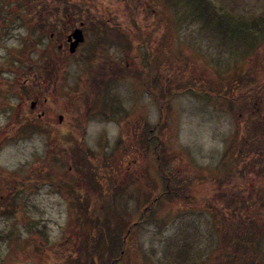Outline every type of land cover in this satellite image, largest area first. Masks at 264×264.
Instances as JSON below:
<instances>
[{
    "label": "rangeland",
    "instance_id": "obj_1",
    "mask_svg": "<svg viewBox=\"0 0 264 264\" xmlns=\"http://www.w3.org/2000/svg\"><path fill=\"white\" fill-rule=\"evenodd\" d=\"M136 1L141 9L135 10L137 16L122 0L70 1L78 4V12L82 11L89 22L91 14L99 22L98 28L89 23L80 54L70 61L89 63L97 59V54L102 55L97 52V43H104L102 29L107 26L101 18L108 13L119 14L120 26L116 28L136 31L135 53L139 56V69L130 77H120L119 120H107L101 104L104 100L98 96L89 105L86 143L95 153L94 164L102 163L110 169V187L116 192L112 201L111 197L104 200V208L92 198L94 206L85 209L81 204L84 200H71L51 184L40 186L33 194L16 191L21 187L19 181L32 171L42 172L49 167L59 177L68 176L72 156H55L57 133L52 127L47 133L33 132L22 138L14 127L19 122L14 109L19 102L9 81L20 61L26 62V67L41 60L49 32L38 42L42 22L27 16L23 24L10 15L34 13L16 9L18 2L26 0H0L7 13L0 22V207L7 208L0 213V264H100L99 254L120 252L114 248L118 245L115 242L123 238L133 221L138 224L122 245L125 256L116 264H223L217 257L233 256V263L225 264H244L242 259L251 257L256 264H264V206L260 204L264 178L257 175L255 166L246 169L244 175L242 164L243 173L230 176L227 183H217L230 174L225 164L221 165L224 152L228 150L233 159L236 146L247 145L244 124L249 125L250 120L244 116V72L253 78L264 77V37L257 41L253 52L244 54L249 43L244 45L243 40L236 39L234 44L228 38L222 42L212 24L202 30L201 21L191 18L182 0L175 5L170 0ZM212 1L233 18L264 20V0ZM142 40L146 45L141 44ZM117 50L108 45L105 55L114 59ZM144 54L151 61L149 75L143 72ZM76 67L72 66L74 74L68 72L66 81L56 78L39 83L40 92L50 97L61 113L64 96L77 92L80 86L76 78L84 76L78 69L81 67ZM144 81L149 83L147 87ZM257 93L261 99L253 94L249 103L264 116V88ZM139 123L151 128L149 144L145 128L135 136L134 126ZM102 141L104 145L99 144ZM97 152L100 157L95 160ZM117 161L121 162L120 168L113 172ZM166 177L169 185H186L190 196L169 191L164 194ZM104 184L106 187L105 180ZM234 194L252 200L256 195V202L245 206L252 217L258 218L261 229L255 253H233L221 244L225 229L231 233L236 229L231 212L235 207L226 202V197ZM89 201L86 204H91ZM14 205L17 210L22 206L23 215L10 213ZM146 206H151L146 213L148 219L141 221L140 212ZM236 209L242 211L244 206ZM105 236H113L114 240H104ZM227 250L229 254L223 256Z\"/></svg>",
    "mask_w": 264,
    "mask_h": 264
},
{
    "label": "flooded vegetation",
    "instance_id": "obj_2",
    "mask_svg": "<svg viewBox=\"0 0 264 264\" xmlns=\"http://www.w3.org/2000/svg\"><path fill=\"white\" fill-rule=\"evenodd\" d=\"M28 1L32 2L33 5L30 6L29 3V5H26L24 2H18L16 9L23 8L24 10L25 8V11L34 10V13H31V15L10 13V15L18 17V19L21 21L29 16L33 19H36L35 21H38L39 23L41 19L49 18V20L52 21L50 26H52L53 30L49 31L48 45H45V47L41 49L42 51L47 52V59L32 61L26 67H24V63H26L24 62L19 68V76L13 77V82L9 81L8 86L16 89V93H13V95L17 97L19 102L17 105L15 104L14 108L16 110L15 114H17L16 118L18 117L19 122L14 123V127L19 131H34L39 133H47L48 127H52L51 129L57 133L55 142L56 149L54 148L56 150L54 151L55 156H57L58 153H64L68 155L67 149L70 147L67 146L72 145H75L74 148H78L75 151L76 153H84L86 156L81 157V162H83V165L85 162L88 163L86 166H84V168H87L91 171L89 176L82 177L81 174L77 172L74 173L72 171V165L69 164L67 168L69 170L68 176L62 178L52 172V180L48 184H51L55 189L59 190L61 193H65V195L70 198L73 190L68 188L69 185L66 184H68V179L77 178L78 180L76 181L77 183L75 185L76 191L73 193L80 194L82 197L91 198L89 201L91 204L89 203L88 209H92L94 206L92 205V198H94L93 201L97 202L99 206L102 205L101 207L104 208V200L106 201L108 197H111L110 201H112L114 196L113 194L116 191L114 188H112L113 182L110 181V174L107 173V171L110 169L106 168L102 163L94 164L93 160L95 153H92L88 149L86 143L88 126L87 113L91 101L95 99V96H98V98L104 100L101 104L102 110L106 109L104 110L103 115H107V120H119V114L121 112L119 90L120 77H122V75L124 77H130L134 74L135 70L139 69L137 64V59L139 56L135 53L136 31H121L120 28H116L117 26H120L118 20L119 14H105L106 17L103 15L101 18V20H103L104 24L107 26V28L103 27L104 29H102L104 32V37L101 38V40L104 41V43L102 45L97 43V52L102 53V55L97 54L95 57L97 59L89 63L84 59V61L76 60L72 62L70 59L77 54H80V48L86 41L85 32L89 28V23H91V25L95 28L99 27V22L94 20V15L91 14L89 22V20L85 18V14L82 13V11L80 13L78 12L79 9L77 7H75L73 11L70 7V12L62 13L60 10H62L63 7L58 6L56 3V1L59 0ZM41 1L45 2L42 3ZM42 4H45V6H42ZM6 17L7 13L4 12L0 3V22H2ZM112 21H114V23ZM53 25L55 27H53ZM76 29L82 30L84 40L80 42L77 45L75 51L71 53L69 51V45L73 41L72 33ZM108 45L118 49L116 52V58L109 59L108 56L105 55V52H107L106 47ZM143 62L140 61V63H143L144 65L143 72L144 74L149 75L151 61L148 59L143 60ZM74 65L75 68H77L76 65L81 67L78 69L82 71L84 76H81L80 79L79 76L76 78L78 80L75 82L79 83V90L77 92L67 93V97L64 96L65 102L63 105L64 107L61 108V113V111L54 106L51 98L44 96L40 92L39 83H42L45 80L53 81L56 78L64 79L66 81V78L70 73L74 74L72 71V66ZM41 68L43 69L42 71L40 70ZM22 75H25L26 77H21ZM65 76L67 77L65 78ZM148 84L149 83H147V81H144L145 87H147ZM99 111H101L100 108ZM130 126L132 125L130 124L129 128ZM146 126L147 124L145 125L143 123H139V125L134 126V131L135 136H140L142 129L145 128V132H147L145 134V140L149 144V133L151 132V128ZM51 129L49 128V130ZM79 133L80 136L78 137ZM73 138H77L78 140H73ZM99 144L104 145V142L102 141ZM63 147L67 148L64 149ZM68 157L70 156L68 155ZM97 157H100L99 152L96 153L95 160ZM112 159L114 158H111V160ZM133 161H136V159H133ZM119 164H121V162L117 161L113 167L115 171L112 169L111 170L116 172L117 169L120 168ZM104 180L107 182L106 187ZM110 185L112 186L110 187ZM150 207L151 206H146L143 208V211L140 212V215L143 214L142 218H139L141 221H146L148 219L146 213L147 210H150ZM137 224V221L131 222V224L126 229V233L123 238L121 240L117 239L118 243L115 242V244H118L117 246H114L115 249L119 250L121 248L119 244L120 242H122L123 245L126 244L128 235L132 232L134 226ZM110 234L113 233L110 232ZM107 239L114 240V237L107 236L104 240ZM123 256H125V254L122 248L119 253H116V251L112 253L108 251L106 253L99 254L98 258L101 261L100 264H116V262L119 261V259ZM68 257L72 258L71 255Z\"/></svg>",
    "mask_w": 264,
    "mask_h": 264
},
{
    "label": "trees",
    "instance_id": "obj_3",
    "mask_svg": "<svg viewBox=\"0 0 264 264\" xmlns=\"http://www.w3.org/2000/svg\"><path fill=\"white\" fill-rule=\"evenodd\" d=\"M75 1V0H74ZM125 2V5L127 7V10L135 16L137 10L138 12H141L140 9V2L136 0H122ZM179 0H170L171 5H175ZM187 8L186 11L192 14V19L193 20H198L201 21V29L205 30L208 28L211 24L213 25V29L220 34V37L222 39V42L226 41L228 38L230 42H233L234 44H237L236 39H238V42L240 40H243L244 45L249 43L247 46V49H244V54L247 52H253L254 47H256L257 41L264 37V20L257 21V20H243V18H233L230 16V14L224 13V11H221V8L217 7L212 0H182ZM32 6V2L26 0V5ZM58 6L63 7L62 10H60L62 13H68L70 12V7L72 11L74 10L75 7H78V4L70 3V1H56ZM43 5V4H42ZM145 7L143 6L142 9ZM137 16V14H136ZM5 20V19H4ZM57 20V18H56ZM190 21V20H189ZM40 29H39V36L41 42L42 37L46 35L50 30L52 29V26L50 24L52 23L49 18H45V20L42 19L40 20ZM23 23L24 22H20ZM53 27H55L53 25ZM38 36V37H39ZM114 38V37H113ZM141 44H145L144 40L141 41ZM36 45V44H35ZM249 47V48H248ZM146 52L150 54V51ZM23 55V54H22ZM41 60H46L48 57L47 52L42 51L41 52ZM146 54H144V60H148ZM22 60V59H21ZM20 65L18 67L17 72L15 73V76H19V68L21 67V64L24 63V61L19 62ZM41 71L43 70L42 68L40 69ZM248 73V72H247ZM247 73L244 72V116L250 120L249 125L244 124V140L247 143V145H242L238 144L236 146V152L234 158L232 159L229 155V151L226 150L224 154L222 155V162L221 165L225 164L227 172H230V174L225 175L223 178H220L218 180V184H223L227 183V179L230 178V176H234L240 173H243V166L244 164V175H246V169H250L252 166H255L258 168L257 175L262 176L264 178V116L260 114V111H256V106H251L250 105V97L251 95H255L260 98L258 95V90L261 88H264V77L261 78H253V76H248ZM264 75V74H263ZM257 76V75H256ZM191 90V89H189ZM171 94V92H170ZM170 96V95H169ZM261 99V98H260ZM19 131V130H18ZM34 131H22L20 130V138L22 137H27L30 134H33ZM73 140H78L77 138H73ZM70 147L67 149L68 155L72 158L69 159L70 163L73 167V172L74 173H79L81 174L82 177L89 176L91 174V171L87 168H84L88 163L85 162L83 165V162H81V157H85L84 153H76V149L74 148L75 145L72 146H67ZM66 147V148H67ZM64 148V147H63ZM64 148V149H66ZM83 150V149H82ZM157 156V154H156ZM90 165V164H89ZM44 170V169H43ZM71 171V172H72ZM54 172L52 168L46 167L44 171H32L29 172L25 178L22 181H19V185H21L20 188L16 191H23L26 190L27 193H36L40 186H43L44 184H48L52 180V176ZM41 178V179H40ZM77 178L73 179H68V188H71L74 191L75 190V185ZM251 182H254V179L250 180ZM165 182L167 183V190L164 191L163 193L166 194L168 191L169 192H176L179 194V196L183 197H188L190 196V192L188 191L189 188L184 185L183 187L181 186L180 188L178 186H172L169 185L168 183V178L166 177ZM254 184H252V189L254 188ZM179 192H178V191ZM71 195V200L73 199H80L81 201L84 200V202H81L85 207V209L89 206V204H86L87 199L90 200L89 197H82L80 194L73 193ZM252 193H254V190H251ZM251 193V194H252ZM254 196V200L249 198H240L237 196V194H234L233 196H227L226 197V202L234 206L235 208H231L232 214L234 221H236L235 225V230L233 233H231L229 230L225 229L224 234H223V240L222 243L225 247L230 249L233 253H235L236 250H241L243 254L246 253H255V249L253 250L255 244L258 242L259 238L262 236L259 235V231L261 230L259 225L257 224V219L256 217H252L248 213V207L245 208V206H249L252 203L256 202V195ZM259 196V195H258ZM159 197V196H158ZM260 197L258 198V200ZM86 204V205H85ZM260 204L264 206V197L260 199ZM8 206H12L9 204ZM241 206H244V209L239 210L236 208H240ZM82 208V206L80 205ZM16 205L11 209L10 213L16 214V212H20L23 215L24 210H22V206L20 205L18 210L15 209ZM84 208L82 210H84ZM7 208H1L0 207V213H5L3 210ZM88 209V208H87ZM91 209V208H90ZM6 211V210H5ZM16 211V212H15ZM8 214V211H7ZM244 215V216H242ZM122 242H120V250H122ZM95 250H93L94 252ZM229 254V251L227 250L225 253H223V256H227ZM232 256V255H231ZM219 258L217 257L218 262L220 263H233L231 260L234 258ZM229 261H228V260ZM244 264H249V263H255L254 258L251 257V259H242ZM245 260H250L248 263ZM94 260L92 261V263ZM258 264V263H257Z\"/></svg>",
    "mask_w": 264,
    "mask_h": 264
},
{
    "label": "water",
    "instance_id": "obj_4",
    "mask_svg": "<svg viewBox=\"0 0 264 264\" xmlns=\"http://www.w3.org/2000/svg\"><path fill=\"white\" fill-rule=\"evenodd\" d=\"M73 41L69 45V51L73 53L77 47V45L84 40L83 33L81 29H76L72 33Z\"/></svg>",
    "mask_w": 264,
    "mask_h": 264
}]
</instances>
